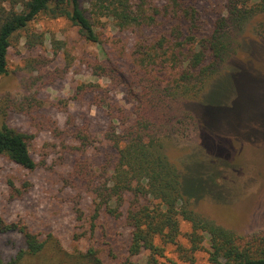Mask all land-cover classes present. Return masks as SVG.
Returning <instances> with one entry per match:
<instances>
[{
    "label": "rangeland",
    "instance_id": "374dc122",
    "mask_svg": "<svg viewBox=\"0 0 264 264\" xmlns=\"http://www.w3.org/2000/svg\"><path fill=\"white\" fill-rule=\"evenodd\" d=\"M79 1L95 26L99 44L87 41L66 18L46 14L39 15L12 40L8 74L0 76V125L33 136L30 152L37 167L29 171L0 156V216L8 222L24 221L44 240L52 234L70 254L95 246L106 264H118L127 257L130 228L124 218L104 215L95 234H90L93 195L73 177L78 162L96 171L108 162L114 164L117 153L107 139L114 124L112 108L98 107L89 93L75 98L77 88L95 85L99 96L108 92L112 104L124 108L131 117V98L141 97L150 78L158 74L156 83L163 89L170 79L180 77L189 48L177 47L172 34L181 27L182 42L187 36L186 22L175 0H129L133 15L141 19L140 24L126 29L119 28L112 17L95 16L93 0ZM180 1L186 8L191 4L198 7L207 33L217 17L225 14L227 3ZM263 21L264 16L257 15L246 24L238 55L203 98L182 104L185 109L173 115L172 122V150L177 159L191 153L189 191L208 194L207 180L215 179L219 172L216 185L212 183L213 198L202 200L197 212L244 237L264 232ZM146 53L158 57L153 61L145 58ZM172 53L179 58L175 62ZM101 62L111 77L94 74L92 66ZM186 109L195 120L190 128ZM10 182L24 190L22 197H12ZM80 212L83 219H79ZM190 231L191 226L184 223L183 232ZM80 235L84 237L76 240ZM179 243L190 248L184 236ZM24 248L20 233H0L5 264H12ZM209 252L208 240L194 253L168 245L164 257L157 259L159 264H212ZM133 260L149 264L150 254Z\"/></svg>",
    "mask_w": 264,
    "mask_h": 264
},
{
    "label": "trees",
    "instance_id": "16d2710c",
    "mask_svg": "<svg viewBox=\"0 0 264 264\" xmlns=\"http://www.w3.org/2000/svg\"><path fill=\"white\" fill-rule=\"evenodd\" d=\"M175 4L183 13L180 16L186 22L187 36L180 42L184 32L178 27L173 30L172 39L177 42V47L189 48L179 78L170 79L163 89L156 83L158 74L148 78L141 97L131 98V117L124 108L112 104L108 92L99 96L95 85L77 88L75 98L89 93L98 107L112 108L114 124L110 125L107 139L117 153L114 164L108 162L101 171L89 168L83 162H78L74 168L73 177L93 195V213L87 231L94 235L104 215L125 219L131 230L126 248L128 253L118 264H136L133 258L144 253L150 254L149 264H159L157 257H164L168 245L194 253L203 249L207 240L212 264H264V232L244 237L196 210L202 200L213 198L212 183L216 185L218 170L215 179L204 175L209 179L208 194H195L187 185L191 153L177 159L172 150L175 149L172 145L173 115L183 112L185 108L181 106L184 102L195 103L203 98L208 87L238 55L244 27L257 15L264 16V0L254 3L251 0H227L225 14L217 17L209 33L203 30L201 13L196 5L186 8L180 0H175ZM129 6V0L92 2L95 16L112 17L121 29L140 24L141 18L134 16ZM41 14L66 18L79 28L87 41L99 44L95 26L79 0H0V76L8 74V54L13 38ZM261 25L264 28V21ZM148 56L153 61L158 57L146 53L145 58ZM171 56L175 59L173 62L179 59L175 53ZM92 69L97 76L111 77L109 68L102 62L93 65ZM185 112L189 115L190 128L195 120L187 109ZM32 138L7 124L0 125V156L23 169H36L37 163L30 152ZM10 187L13 198L22 197L24 190L13 182ZM83 216L84 213L80 212L79 219ZM184 223L191 226L189 233L183 232ZM15 232L23 236L25 248L19 251L12 264H106L95 246L70 254L52 234L44 240L24 221L8 222L0 216V233ZM84 236H76V240ZM182 236L188 240L189 249L179 243ZM0 264H5L1 253Z\"/></svg>",
    "mask_w": 264,
    "mask_h": 264
}]
</instances>
